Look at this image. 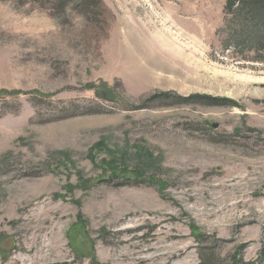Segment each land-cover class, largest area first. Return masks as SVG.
<instances>
[{"label":"rangeland","instance_id":"1","mask_svg":"<svg viewBox=\"0 0 264 264\" xmlns=\"http://www.w3.org/2000/svg\"><path fill=\"white\" fill-rule=\"evenodd\" d=\"M224 2L0 0V264H264V60Z\"/></svg>","mask_w":264,"mask_h":264},{"label":"trees","instance_id":"2","mask_svg":"<svg viewBox=\"0 0 264 264\" xmlns=\"http://www.w3.org/2000/svg\"><path fill=\"white\" fill-rule=\"evenodd\" d=\"M63 7L71 0H57ZM80 7L91 8L92 0H72ZM61 4V5H60ZM225 29L228 31L227 45L239 52H254L252 60L263 61L264 56V0H225L223 6ZM166 94H157L153 98L164 99ZM106 99V97H103ZM182 103H203L205 105H230L228 99H215L209 96H191L180 99ZM135 178L139 177V171L132 172ZM124 179L131 177L125 176ZM264 253V250H263ZM264 255V254H263ZM231 264L244 263L238 254L234 255Z\"/></svg>","mask_w":264,"mask_h":264}]
</instances>
